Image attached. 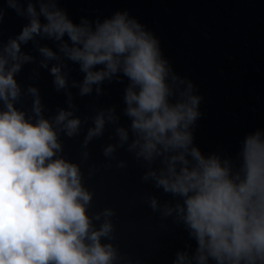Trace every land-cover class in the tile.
Listing matches in <instances>:
<instances>
[{
	"label": "clouds",
	"instance_id": "obj_1",
	"mask_svg": "<svg viewBox=\"0 0 264 264\" xmlns=\"http://www.w3.org/2000/svg\"><path fill=\"white\" fill-rule=\"evenodd\" d=\"M6 2L28 23L15 38L0 41V264H132L113 243L115 210L90 214L94 192L84 183L81 163L63 155L61 136H79L89 120L81 162L90 158L89 144L114 126L108 140L116 142L102 146V166L110 168L124 149L144 169L141 183L171 197L161 202L148 193L145 200L161 220L172 218L196 241L194 252L178 251L173 264H264V131L249 133L235 157L205 155L193 134L202 97L163 57L159 39L127 11L76 24L59 0ZM3 15L0 9V21ZM40 40L54 41L57 51ZM29 42L55 90L67 96V109L48 118L39 89H24L16 79L23 65L36 62L22 51ZM66 61L79 65L82 81L69 84ZM124 78L127 127L115 106L74 115L69 87L84 97L95 86L99 96L105 81ZM26 97L30 112L16 106ZM127 166L116 162L119 169ZM97 170L91 166L89 175Z\"/></svg>",
	"mask_w": 264,
	"mask_h": 264
},
{
	"label": "water",
	"instance_id": "obj_2",
	"mask_svg": "<svg viewBox=\"0 0 264 264\" xmlns=\"http://www.w3.org/2000/svg\"><path fill=\"white\" fill-rule=\"evenodd\" d=\"M160 41L202 97L194 145L235 157L264 131V0H111Z\"/></svg>",
	"mask_w": 264,
	"mask_h": 264
}]
</instances>
